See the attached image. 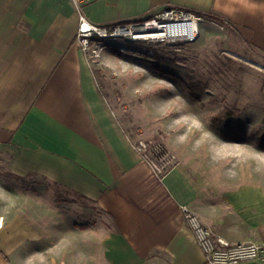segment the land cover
<instances>
[{
	"label": "crops",
	"instance_id": "1",
	"mask_svg": "<svg viewBox=\"0 0 264 264\" xmlns=\"http://www.w3.org/2000/svg\"><path fill=\"white\" fill-rule=\"evenodd\" d=\"M169 7L197 15L201 32L218 20L264 55V0H88L84 15L103 27ZM77 27L70 0H0V174L38 184L31 222L20 209L0 217V264H66L49 260L43 232L77 213L75 200L106 217L110 233L90 245L117 262L203 264L181 206L231 245L264 244L256 183L229 187L180 161L162 180L152 175L76 46Z\"/></svg>",
	"mask_w": 264,
	"mask_h": 264
},
{
	"label": "rangeland",
	"instance_id": "2",
	"mask_svg": "<svg viewBox=\"0 0 264 264\" xmlns=\"http://www.w3.org/2000/svg\"><path fill=\"white\" fill-rule=\"evenodd\" d=\"M216 23L206 32L199 27L197 42L178 50L106 41L87 60L132 142L162 139L177 161L198 173L229 187L251 182L264 190V55L244 46L229 26ZM37 185L30 177L6 180L0 174V211L8 213L0 217L10 219L20 209V217L31 222ZM60 195L67 201L72 197ZM75 202L77 213L57 215L62 219L55 230L43 232L50 238L49 260L128 264L90 245V238L110 233L106 217ZM58 208L63 212V205Z\"/></svg>",
	"mask_w": 264,
	"mask_h": 264
},
{
	"label": "built area",
	"instance_id": "3",
	"mask_svg": "<svg viewBox=\"0 0 264 264\" xmlns=\"http://www.w3.org/2000/svg\"><path fill=\"white\" fill-rule=\"evenodd\" d=\"M70 1L78 21L75 44L86 57L102 50L106 41L165 45L178 50L195 44L199 38L200 19L184 9L164 8L137 22L102 27L93 25L86 19L84 7L88 0ZM131 146L158 180H162L178 163L176 156L165 147L162 139L138 140L132 142ZM180 211L203 254V264L264 263V244L231 245L214 235L186 206H181Z\"/></svg>",
	"mask_w": 264,
	"mask_h": 264
},
{
	"label": "bare ground",
	"instance_id": "4",
	"mask_svg": "<svg viewBox=\"0 0 264 264\" xmlns=\"http://www.w3.org/2000/svg\"><path fill=\"white\" fill-rule=\"evenodd\" d=\"M1 224H2V219L0 218V226H1Z\"/></svg>",
	"mask_w": 264,
	"mask_h": 264
},
{
	"label": "trees",
	"instance_id": "5",
	"mask_svg": "<svg viewBox=\"0 0 264 264\" xmlns=\"http://www.w3.org/2000/svg\"><path fill=\"white\" fill-rule=\"evenodd\" d=\"M216 22L220 23L218 20L215 19Z\"/></svg>",
	"mask_w": 264,
	"mask_h": 264
}]
</instances>
